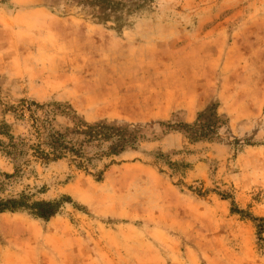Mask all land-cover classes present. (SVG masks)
<instances>
[{
  "label": "rangeland",
  "instance_id": "374dc122",
  "mask_svg": "<svg viewBox=\"0 0 264 264\" xmlns=\"http://www.w3.org/2000/svg\"><path fill=\"white\" fill-rule=\"evenodd\" d=\"M198 100L228 119L213 143L183 137ZM32 102L144 138L87 171L0 148V200L58 209L1 213L0 264H126L139 236L156 264H264L232 212L264 219V0H0V144L37 142Z\"/></svg>",
  "mask_w": 264,
  "mask_h": 264
},
{
  "label": "trees",
  "instance_id": "16d2710c",
  "mask_svg": "<svg viewBox=\"0 0 264 264\" xmlns=\"http://www.w3.org/2000/svg\"><path fill=\"white\" fill-rule=\"evenodd\" d=\"M66 106L36 102H32L27 106L23 104L20 107L22 116L25 117L26 111L29 113L31 128L37 142L32 143V140L28 137L19 139L11 137L9 143H1L0 148L6 155L18 162L23 157L34 159L41 165H51L68 160L76 169L87 171L91 165L92 156L110 157L117 152L125 151L128 147L132 148L138 145L139 141L144 138L142 134H127L122 130L114 134L112 131L115 125L107 123L89 125L84 120L76 117L75 114L71 117L66 110ZM207 107L209 106L206 105L198 112L193 123H183L184 139H189L193 133L199 137L194 140L195 142L207 141L213 143L219 138V131L228 119L218 112V108L207 109ZM60 117H70L71 127H64L59 121ZM71 135H74V137ZM93 149L96 150L94 154L90 151ZM17 170L21 172L22 169L18 167ZM26 208L31 209L35 215L44 219L51 218L58 212L57 206L46 201H34L33 195L25 192L8 201L0 200V214L16 212ZM232 212L238 213L244 218H250L255 222L259 240L264 242L263 218L251 217V215L235 207L232 208Z\"/></svg>",
  "mask_w": 264,
  "mask_h": 264
},
{
  "label": "crops",
  "instance_id": "0c3cea01",
  "mask_svg": "<svg viewBox=\"0 0 264 264\" xmlns=\"http://www.w3.org/2000/svg\"><path fill=\"white\" fill-rule=\"evenodd\" d=\"M202 101L201 100L197 101L198 103H200V105H198L195 110L187 111L185 123L191 124L196 120L198 112L206 106V103ZM127 229L130 230V232L132 230L130 227H127ZM145 241H146L145 237L139 236L137 238H134V241L132 242V246L129 247L130 251L126 252V264H156V262H161L165 258H168L169 260L173 258L171 255L164 257L163 253H161L162 251L157 250L153 246L156 241L150 240L149 243H146ZM160 243H162V241H160ZM171 250L173 249H170L169 254H171ZM25 256L26 255L21 254V256L16 259L17 263L29 264L31 260L25 258ZM13 263L15 264V261Z\"/></svg>",
  "mask_w": 264,
  "mask_h": 264
}]
</instances>
